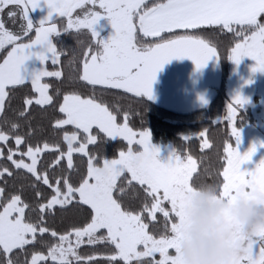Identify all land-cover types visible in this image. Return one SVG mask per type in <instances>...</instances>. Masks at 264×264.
<instances>
[{
	"label": "snow or ice",
	"instance_id": "6c2138e0",
	"mask_svg": "<svg viewBox=\"0 0 264 264\" xmlns=\"http://www.w3.org/2000/svg\"><path fill=\"white\" fill-rule=\"evenodd\" d=\"M42 5L47 14L34 24L29 13ZM0 14L6 53L0 57V112L29 83L33 91L23 96L18 114L33 105L57 111L50 139L34 141L30 125L22 131L17 121L0 122V178H31V198L7 179L0 187V264H179L175 252L197 168L188 150L193 140L204 149L222 146V179L213 184L225 198L241 188H264V158L242 168L257 146L238 150L237 120L246 102L241 94L212 123L225 124L222 145L206 138L204 128L183 137V149H172L168 162L158 159L143 107L114 99L115 92L151 99L157 72L173 58L188 57L199 69L210 59L239 64L249 57L252 71L264 73V0H0ZM102 17L114 30L107 38L95 27ZM18 21V29L8 26ZM80 33L88 40L77 38L65 60L64 46L53 37ZM31 57L41 67L27 74L22 66ZM57 65L75 72L65 77ZM62 77L72 87L61 99L60 87L44 81ZM130 113L142 126L130 125ZM118 139L124 142L118 154L104 155L103 145ZM56 206H72L80 221L55 228L49 218ZM231 264H264V223Z\"/></svg>",
	"mask_w": 264,
	"mask_h": 264
},
{
	"label": "rangeland",
	"instance_id": "374dc122",
	"mask_svg": "<svg viewBox=\"0 0 264 264\" xmlns=\"http://www.w3.org/2000/svg\"><path fill=\"white\" fill-rule=\"evenodd\" d=\"M47 11L48 9L46 6L42 5L30 11L29 15L33 23L38 24L40 19L47 14ZM2 17L3 14H0V18ZM8 26L16 30L19 28V21L15 25L9 24ZM53 39L58 46H64L66 56H69L71 54V49L76 46V37L72 35L62 34L61 37H53ZM4 54H6L4 50L0 49V57ZM254 63L255 61L249 57H243L239 64L234 63L227 57H224L222 60H216V64H218L216 71H219L222 75V91L217 100L214 101L212 107L206 112L196 113L187 117H171L165 115V117L175 120L188 121L196 119L218 111L222 103H225L227 106L235 94H241L246 98V102L243 107L240 108L239 112L252 111L254 122L250 125L244 123L239 124L237 122V127L241 130V142L238 146V150L243 153L253 144L257 146V150L253 153L251 160L242 165L244 169L254 168L255 164L264 158V147L260 146L261 142H264V73L259 71L253 72L252 66ZM40 67L41 64L39 60L35 57H31L29 60L25 61L24 66H22V71L30 74L33 70L39 69ZM48 67L52 70L50 62ZM67 68L68 75L74 74V69L68 66ZM50 79L52 78H46L44 82L51 84ZM57 86L60 87V85ZM151 143L159 148L158 159H160L161 162H168L172 149H183L184 147L183 142L177 146L172 144L153 143L152 141ZM189 152L194 156L199 155V152L196 150H189ZM217 194L203 192L193 187L191 191L187 193L185 219L180 228L177 251L175 252V257L178 259L179 264H186L183 256V246L192 243L196 238L191 228L194 223V217L201 211L202 206H213L214 215L212 216V220L217 226L214 234L219 237L224 242L226 248L229 249V254L225 258L218 260L217 264H231L234 256L243 248L244 241L249 238L244 232L243 217L248 215L253 209L260 213H264V188H256L250 191H245L244 188H241L234 198H225L221 194V190ZM207 234L208 233H205V235Z\"/></svg>",
	"mask_w": 264,
	"mask_h": 264
},
{
	"label": "trees",
	"instance_id": "16d2710c",
	"mask_svg": "<svg viewBox=\"0 0 264 264\" xmlns=\"http://www.w3.org/2000/svg\"><path fill=\"white\" fill-rule=\"evenodd\" d=\"M223 38V37H222ZM224 51L223 46L221 47ZM68 56H64L66 60ZM61 67L62 71L65 74V77L68 76V68L66 65H57ZM62 77L60 80L55 78L50 79L51 84L60 85V98L62 99L63 91L72 87L68 81ZM33 90L31 84H27L26 87H19L16 93L13 95L11 100L6 99V106L3 112L0 113V122L3 121L5 117L10 120L19 122L22 125L21 130L27 131L29 125L34 131L33 140L43 139L45 137L52 138V129L51 123L53 116L57 114V111L51 107H40V106H31L29 111L21 117L18 112L22 109V98L25 94L31 93ZM110 101L113 100V97H109ZM115 102L123 104L125 106H135L136 110L143 107V126L150 130L151 141L153 143H164L172 144L177 146L183 142V137L185 136H195L196 133H199L202 129L207 128L209 132L206 138H210L211 141L217 142L222 145V139L226 138L225 136V124L221 123L219 126L212 124L214 121L223 117L226 113V104L222 103L219 110L212 113L201 116L192 120H175L169 119L159 113L153 111L148 106L126 98L124 96L114 94ZM130 125L133 127H140L141 121L139 118L130 113L129 116ZM237 122L244 123L247 125L253 124L254 117L252 111H240ZM237 123V124H238ZM233 145L235 141L233 140ZM124 143L121 140L109 141L103 145V153L109 157L118 154L121 144ZM184 143V142H183ZM200 140H193L189 142L188 149L193 151H198L199 155L194 156L197 160V168L193 174L192 183L194 184L193 188L208 192L210 194H217L220 191V188L213 183H218L221 177L217 176L218 171L222 170V165L224 163L222 156L223 150L222 146L217 150L216 146H211L208 149H202L200 147ZM90 149L94 146L90 145ZM5 179L10 186H15L19 189L21 185L24 186L25 194L31 198V178L27 174H22L20 176H14L11 178H0V187L3 186ZM131 195H135L132 193ZM219 195V194H217ZM80 221V215L77 213V210L72 206H68L67 210H61L59 206H56V211L53 216L49 218V223L57 229H63L71 223H78ZM99 247H103L100 245ZM83 250V248H82Z\"/></svg>",
	"mask_w": 264,
	"mask_h": 264
},
{
	"label": "flooded vegetation",
	"instance_id": "af4514ba",
	"mask_svg": "<svg viewBox=\"0 0 264 264\" xmlns=\"http://www.w3.org/2000/svg\"><path fill=\"white\" fill-rule=\"evenodd\" d=\"M95 27L104 38L114 31L106 17H102ZM72 36L76 37L75 40H88L86 33H80L79 37L75 34ZM220 51L224 52L222 48ZM222 59L224 57L219 58ZM217 65L216 59H210L205 66L198 69L188 57L173 58L157 72L160 76L153 82L151 99L142 97L138 101L133 95L124 96L120 92L115 94L138 101L164 116L187 117L206 112L222 91V75L216 71ZM162 73L165 74V80L162 79ZM172 78L175 79L174 85L171 83Z\"/></svg>",
	"mask_w": 264,
	"mask_h": 264
},
{
	"label": "clouds",
	"instance_id": "9594fccd",
	"mask_svg": "<svg viewBox=\"0 0 264 264\" xmlns=\"http://www.w3.org/2000/svg\"><path fill=\"white\" fill-rule=\"evenodd\" d=\"M213 215L211 205L202 206L201 211L195 215L191 231L196 238L192 243L183 246L186 264H217L218 260L229 254L224 242L214 234L217 226L213 223ZM243 219L245 235L251 237L257 224L264 223V213L253 209Z\"/></svg>",
	"mask_w": 264,
	"mask_h": 264
},
{
	"label": "water",
	"instance_id": "95a60500",
	"mask_svg": "<svg viewBox=\"0 0 264 264\" xmlns=\"http://www.w3.org/2000/svg\"><path fill=\"white\" fill-rule=\"evenodd\" d=\"M159 76H160V73H157V76H156V77H159ZM161 76H162V79L165 80V74L162 73ZM174 80H175V79H173V78H172V80H171V83H173V85H174ZM167 82H168V81H167Z\"/></svg>",
	"mask_w": 264,
	"mask_h": 264
}]
</instances>
